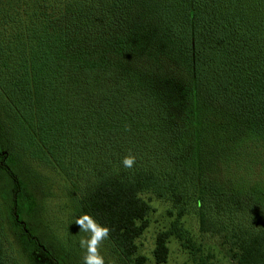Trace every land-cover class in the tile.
I'll return each mask as SVG.
<instances>
[{"label":"trees","instance_id":"obj_1","mask_svg":"<svg viewBox=\"0 0 264 264\" xmlns=\"http://www.w3.org/2000/svg\"><path fill=\"white\" fill-rule=\"evenodd\" d=\"M0 101L1 192L47 264L83 250L75 230L50 250L16 218L34 189L10 116L38 168L76 191L73 222L109 227L115 264L147 262L148 192L177 211L157 264L172 236L189 248L190 207L238 264H264V0H0Z\"/></svg>","mask_w":264,"mask_h":264},{"label":"rangeland","instance_id":"obj_2","mask_svg":"<svg viewBox=\"0 0 264 264\" xmlns=\"http://www.w3.org/2000/svg\"><path fill=\"white\" fill-rule=\"evenodd\" d=\"M0 103L2 105L1 101ZM13 122L14 119L10 116L9 126L6 129L10 135L9 146L13 147L18 143L21 147L19 157L22 166H26L25 179L34 189L30 197L19 199L21 208L16 218L21 223H25L39 242L50 250L56 251V248L58 250L62 248L61 245L73 230L79 234V240L86 237L87 234L80 231L72 220L74 219L72 209L76 202L68 192L71 191L77 196L76 191L68 182L63 179L60 181L55 176H47L38 168L40 165L37 158L38 148L31 146L24 139L25 130L18 123L16 127ZM42 159L43 157H40V161ZM0 176L3 177L2 172ZM1 190L2 188H0V220L4 233V264H12V260L13 264H47V259L36 252L35 244H32L28 238L21 237L12 216V198ZM145 198L151 205V211L148 217L149 227L138 240L139 253L147 258L146 264H157L154 258L156 237L159 232L171 228L177 211L171 202L151 192L145 194ZM183 228L188 232L187 237L191 238V241L188 240L189 248L183 245V242L187 245L186 241L181 242L172 236L169 241L170 255L167 264H238L232 258L222 236L201 231L196 210L192 207L183 217ZM109 244L111 245L109 239L103 242L101 253L105 257V264H115L111 254L116 256L117 253ZM71 249L78 250L76 246H71ZM83 254L84 252H81L74 257L82 262Z\"/></svg>","mask_w":264,"mask_h":264},{"label":"clouds","instance_id":"obj_3","mask_svg":"<svg viewBox=\"0 0 264 264\" xmlns=\"http://www.w3.org/2000/svg\"><path fill=\"white\" fill-rule=\"evenodd\" d=\"M132 157H125L122 164L125 168L133 165ZM79 230L86 233L82 237L79 246L83 250L82 264H105V257L101 253L103 242L109 238L110 229L107 225L98 222L89 213H84L74 220Z\"/></svg>","mask_w":264,"mask_h":264}]
</instances>
